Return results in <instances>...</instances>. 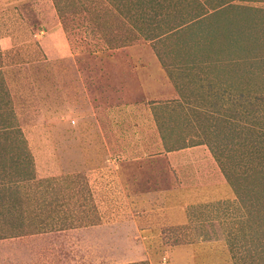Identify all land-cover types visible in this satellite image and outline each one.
<instances>
[{"label": "rangeland", "instance_id": "374dc122", "mask_svg": "<svg viewBox=\"0 0 264 264\" xmlns=\"http://www.w3.org/2000/svg\"><path fill=\"white\" fill-rule=\"evenodd\" d=\"M14 234L50 263L264 264V0H0Z\"/></svg>", "mask_w": 264, "mask_h": 264}, {"label": "crops", "instance_id": "0c3cea01", "mask_svg": "<svg viewBox=\"0 0 264 264\" xmlns=\"http://www.w3.org/2000/svg\"><path fill=\"white\" fill-rule=\"evenodd\" d=\"M158 94L160 95L161 93L159 92ZM178 153H179V151H178ZM198 164L199 163H193V166L195 168H197L200 166ZM188 166L193 167L191 162L184 161L182 157L178 156V157H175L174 160L170 162L169 169L172 172L173 171L176 173L180 172V176H181L183 174V172H187ZM135 169L137 170L138 168L135 166V168L128 169L126 173H130V174H126V177L127 178H135L134 177L135 175H131L135 172ZM205 172L206 173L208 172V167L205 169ZM157 177H159V176H157ZM138 178L140 180H143V178L141 176ZM133 185L134 184H132V186ZM150 196L147 195V192H145V193H143V195L141 194V198L140 197L137 198L138 199L137 205L139 207H141L140 210L143 211V217H142L143 220L142 221H145V222H147V220L149 218H154V216H151V213H148L150 211L151 212L153 211L152 209H150V207L147 203V199ZM173 196H174L173 193H170L169 195L162 194L160 196V198H158V199L160 200L161 204L163 205L167 201H168V203H171ZM166 199H167V201H166ZM173 207L175 209H173L172 211L170 210L171 213H173V214L170 213V219H172V220L178 219V217H176V214H174V212L175 211L181 212L183 210V208L186 206L181 204V203H177V205H175ZM160 209H165V206L164 207L160 206ZM160 209H158V210H160ZM148 210H150V211H148ZM146 213H147V215H145ZM165 219H168V218L165 217ZM150 222L152 223V221H150ZM177 222H178V220H175L174 224H178ZM81 229L82 228L79 227V230H81ZM79 232H80V234H82L81 231H79ZM81 236H83V235H81ZM51 239H48L46 243L48 244V242H52V246H53L54 242ZM62 239L64 240L65 238H62ZM0 242H1L0 243V264H54V263H56V264H70L71 263L70 262L71 258L65 256L66 254H68V253L65 254V251H63V253L62 252L57 253L56 257L53 256V259H58V262H56L54 260L52 263H50V261H52V260H46L48 253L45 251V249L47 248V245L44 247L45 242H43L42 244L36 243L37 245L32 244L33 242L35 243V240L33 239V237H32V239H29V237H24V235L22 236L21 234L20 235L14 234L12 236L10 235L7 237L0 238ZM48 246H50V244H48ZM82 247H84V246H82ZM147 256H148V254H147Z\"/></svg>", "mask_w": 264, "mask_h": 264}]
</instances>
